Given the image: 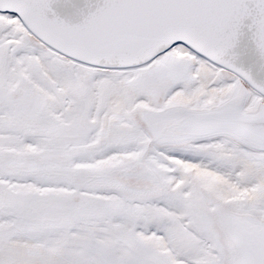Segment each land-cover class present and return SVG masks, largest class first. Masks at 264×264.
Segmentation results:
<instances>
[{
  "label": "snow or ice",
  "instance_id": "snow-or-ice-1",
  "mask_svg": "<svg viewBox=\"0 0 264 264\" xmlns=\"http://www.w3.org/2000/svg\"><path fill=\"white\" fill-rule=\"evenodd\" d=\"M0 264H264V0H0Z\"/></svg>",
  "mask_w": 264,
  "mask_h": 264
}]
</instances>
